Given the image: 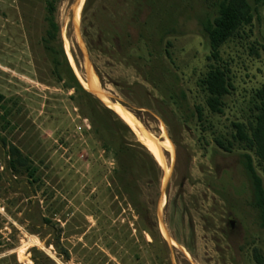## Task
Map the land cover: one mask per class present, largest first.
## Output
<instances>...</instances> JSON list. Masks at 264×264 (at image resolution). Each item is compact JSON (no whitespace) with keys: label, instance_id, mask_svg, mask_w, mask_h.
Masks as SVG:
<instances>
[{"label":"rangeland","instance_id":"1","mask_svg":"<svg viewBox=\"0 0 264 264\" xmlns=\"http://www.w3.org/2000/svg\"><path fill=\"white\" fill-rule=\"evenodd\" d=\"M220 1L0 0V264H256L254 253L264 256L246 151L233 139L234 124L248 128L261 105L264 11L249 0L252 24L216 63L203 22ZM49 2L59 27L52 45L84 89L96 85L103 102L94 98L130 112L163 146L118 114L131 132L111 115L93 131L46 48ZM211 64L231 84L219 115L201 86ZM105 143L127 155L116 159ZM12 147L33 163L35 181L10 170Z\"/></svg>","mask_w":264,"mask_h":264},{"label":"trees","instance_id":"2","mask_svg":"<svg viewBox=\"0 0 264 264\" xmlns=\"http://www.w3.org/2000/svg\"><path fill=\"white\" fill-rule=\"evenodd\" d=\"M255 6H260L264 11V0H253ZM49 16L47 22L49 24L48 38L45 39L46 48L53 57L55 66V74L59 81H63V73H69L67 87L74 90L77 96L84 100L87 116L91 127L96 134H100L105 126V117L110 115L117 119V125L122 130L131 132L130 128L125 122L113 111L104 107L92 94L87 92L73 70L71 69L65 52L62 47L54 48L52 42L57 38L59 27L55 22L54 13L56 6L53 2H49L47 6ZM253 8L249 0H221L217 6V16L214 19H207L203 22V30L208 37L211 56L210 60L219 62L221 48L234 38L239 31L249 26L253 22ZM202 90L205 92L206 105L213 114H222L225 107L224 100L230 92V81L226 70L211 64L209 71L201 81ZM261 105L257 108L258 112L255 116L253 124L247 128L243 124H234L236 134L233 139L240 145H243L246 151L241 156V163L244 171L249 179L253 191L254 205L260 213L261 227L264 228V180L257 171L253 153L257 157L258 166L262 169L264 174V87L257 94ZM180 98L185 99L184 93L180 92ZM4 96L0 95V107H4ZM180 104L179 101L175 102ZM199 118L202 119L201 111H199ZM249 130V131H248ZM219 145L225 151H231L230 147H226L223 143ZM104 148L108 152H112L116 159H121L127 155V150L124 146L118 149L113 148L109 143H105ZM144 148V147H143ZM126 150V151H125ZM146 151V150H145ZM146 155L152 159V163L157 165L152 154L146 151ZM9 168L15 175L27 173L32 181H35V174L37 169L33 163L22 155L20 150L12 147L9 151ZM119 173V172H118ZM127 174V171H123ZM132 185H125L124 192L133 195ZM256 264H264V256L260 252L254 253ZM33 264H41L37 259H33Z\"/></svg>","mask_w":264,"mask_h":264},{"label":"bare ground","instance_id":"3","mask_svg":"<svg viewBox=\"0 0 264 264\" xmlns=\"http://www.w3.org/2000/svg\"><path fill=\"white\" fill-rule=\"evenodd\" d=\"M97 86L96 85H93V83L91 85H88V88L89 89H94L96 91V94L99 95V92L97 91ZM107 104V103H106ZM109 105V104H107ZM110 108H112L128 125H131L133 127H136L137 130L139 132H141L143 135H145L149 140H151L153 142L154 145H157V146H163V143H158L157 140H155L154 138H152L150 135H148L141 127V125L137 122L136 118L130 113L128 112L127 110H123L121 108H116V107H113L111 105H109ZM126 114V115H125ZM162 130V129H161ZM140 135V138H144L143 135ZM165 144L167 145V149H169L168 151H171L170 150V142L167 140L165 141ZM162 164L163 166L165 165L164 164V160H162Z\"/></svg>","mask_w":264,"mask_h":264},{"label":"water","instance_id":"4","mask_svg":"<svg viewBox=\"0 0 264 264\" xmlns=\"http://www.w3.org/2000/svg\"><path fill=\"white\" fill-rule=\"evenodd\" d=\"M87 80L90 81V76L88 77ZM85 90H86V89H85ZM86 91H87V90H86ZM87 92H89V91H87ZM89 93L92 94L93 96L97 97L100 101H102L101 97H100L98 94L93 93V92H89ZM102 102H103V101H102Z\"/></svg>","mask_w":264,"mask_h":264}]
</instances>
